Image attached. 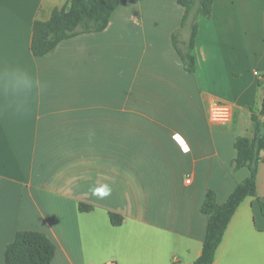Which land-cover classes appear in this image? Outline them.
<instances>
[{
	"label": "crops",
	"instance_id": "obj_1",
	"mask_svg": "<svg viewBox=\"0 0 264 264\" xmlns=\"http://www.w3.org/2000/svg\"><path fill=\"white\" fill-rule=\"evenodd\" d=\"M68 2L0 0V264L23 230L51 239L52 264H195L208 191L222 205L251 176L232 164L261 109L264 0H214L194 73L173 45L189 38L177 0H120L105 31L34 56V23ZM16 72L38 86L14 91ZM214 100L231 106L229 125L211 121ZM262 157L258 197L240 205L213 264H264Z\"/></svg>",
	"mask_w": 264,
	"mask_h": 264
},
{
	"label": "trees",
	"instance_id": "obj_2",
	"mask_svg": "<svg viewBox=\"0 0 264 264\" xmlns=\"http://www.w3.org/2000/svg\"><path fill=\"white\" fill-rule=\"evenodd\" d=\"M214 0H177L184 8L182 28L189 29L187 41L180 40L177 33L173 36V45L184 68L189 73L196 71L193 51L198 34L200 17L210 18ZM120 5V0H69L62 9H56L50 20L36 21L33 26L31 50L34 56L44 57L59 46L60 43L84 34H95L105 31L112 16ZM262 89L261 109L259 113L252 110L254 123L251 138L240 137L235 141L237 157L233 161L234 171L248 168L251 176L238 184L227 201L219 205L216 193L208 191L201 211L208 217L206 237L202 255L195 264H213L225 232L240 205L249 197H258L257 176L259 165L263 161L264 152V83L259 82ZM264 216V203L260 200ZM81 212H90L91 206L80 204ZM111 224L115 227L123 223V218L110 214ZM56 245L43 232L18 231L13 242L5 251V264H52L56 255Z\"/></svg>",
	"mask_w": 264,
	"mask_h": 264
},
{
	"label": "built area",
	"instance_id": "obj_3",
	"mask_svg": "<svg viewBox=\"0 0 264 264\" xmlns=\"http://www.w3.org/2000/svg\"><path fill=\"white\" fill-rule=\"evenodd\" d=\"M209 116L214 124L219 126H226L229 125L233 120V110L228 104L220 100H214L210 103L209 106Z\"/></svg>",
	"mask_w": 264,
	"mask_h": 264
},
{
	"label": "clouds",
	"instance_id": "obj_4",
	"mask_svg": "<svg viewBox=\"0 0 264 264\" xmlns=\"http://www.w3.org/2000/svg\"><path fill=\"white\" fill-rule=\"evenodd\" d=\"M13 90L18 92H31L35 87L38 86L37 82L34 81L27 73L16 72L12 74L11 77ZM102 191L104 195L109 194L108 189L99 190Z\"/></svg>",
	"mask_w": 264,
	"mask_h": 264
},
{
	"label": "water",
	"instance_id": "obj_5",
	"mask_svg": "<svg viewBox=\"0 0 264 264\" xmlns=\"http://www.w3.org/2000/svg\"><path fill=\"white\" fill-rule=\"evenodd\" d=\"M262 121H264V118H262Z\"/></svg>",
	"mask_w": 264,
	"mask_h": 264
},
{
	"label": "snow or ice",
	"instance_id": "obj_6",
	"mask_svg": "<svg viewBox=\"0 0 264 264\" xmlns=\"http://www.w3.org/2000/svg\"><path fill=\"white\" fill-rule=\"evenodd\" d=\"M177 139H179V137H178ZM186 150H187V149H186Z\"/></svg>",
	"mask_w": 264,
	"mask_h": 264
}]
</instances>
